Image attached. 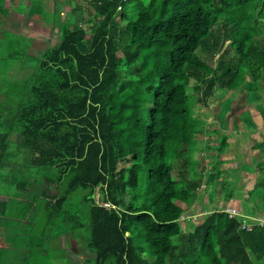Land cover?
Wrapping results in <instances>:
<instances>
[{
    "label": "trees",
    "instance_id": "16d2710c",
    "mask_svg": "<svg viewBox=\"0 0 264 264\" xmlns=\"http://www.w3.org/2000/svg\"><path fill=\"white\" fill-rule=\"evenodd\" d=\"M85 1L56 0L62 39L43 50L9 40L0 16V167L13 184L0 264H71L66 235L84 264H264V146L251 165L221 158L226 123L202 137L214 127L200 116L233 90L256 92L264 114V0ZM244 166L259 176L242 201L260 214L217 206L182 222L206 193L243 190Z\"/></svg>",
    "mask_w": 264,
    "mask_h": 264
},
{
    "label": "rangeland",
    "instance_id": "374dc122",
    "mask_svg": "<svg viewBox=\"0 0 264 264\" xmlns=\"http://www.w3.org/2000/svg\"><path fill=\"white\" fill-rule=\"evenodd\" d=\"M78 5H76V8H81L83 10V7L87 5L85 0H75ZM75 8V9H76ZM89 11H92L91 7H87ZM52 14L53 12H48L47 17L44 18V20H38L39 23H44V28H39V30H42L43 34H40L37 32L35 36H40L41 39H43L44 43L41 44V50L46 48L47 45L50 47H57L59 42L62 39L61 35V29H57L56 26L53 24L52 20ZM97 15V13H95ZM21 17V16H20ZM33 19V18H32ZM30 20V19H29ZM29 20L27 22L22 23L20 21V26L16 25V28L6 25L7 28H13L16 31H11L15 34H11L8 36V39L11 41H16L18 45L20 46V43L24 42L22 39H20L18 36H26L25 34H29L28 31V25ZM85 25V24H83ZM38 29V28H37ZM20 32V33H18ZM24 33V34H22ZM23 38V37H21ZM91 39V36H89ZM6 40V39H5ZM4 40V42H5ZM7 61H12V59H8ZM3 66V70H6L7 67L5 66V63H1ZM5 66V67H4ZM227 92L225 91H219L218 95H215L211 99V104L207 108H203V110L200 111V116L203 120L207 122V126H212L214 129H207L205 134H202L203 137H213L218 138L220 137V130L215 131L220 126V118H222L223 122H225V126L222 128L221 132L224 134H227L228 141L231 143L229 147L226 148L225 152L222 154L221 158H235L237 155V158L239 157L240 160L238 163L243 162L245 165H251V163H255L253 161V157H261V153L259 151V148L264 146V114H263V100L259 99L257 96V93H252L248 90H245L241 93H239L236 90L231 91L229 94L225 95ZM217 94V93H216ZM225 96V97H224ZM251 96V97H250ZM217 97V98H216ZM224 97V98H223ZM253 97V99H252ZM230 102L231 108H230ZM223 109V112L220 117L219 111L221 108ZM230 108L229 113L228 110ZM249 113V115L247 114ZM199 114V113H198ZM251 118H250V117ZM252 119V121H251ZM213 130V131H212ZM257 139V143L255 145V148L252 144V140ZM213 145H208V148L211 150H208L213 153L212 156H209L208 162H213L215 160H219L220 158L215 156V150H213ZM258 147V148H256ZM237 163V164H238ZM128 163L124 162L121 164V166H127ZM230 166L229 163H225V167ZM4 169L0 167V198L10 195L13 192V184L12 183H6L1 178V175H3ZM237 173L242 175L244 177L243 182L245 183V186L243 190H240V188L235 187L232 191L233 194H228L224 192L223 194L220 193H214V192H208L206 195H204L202 198L200 197V200L202 202V210L200 216L196 218V220H201L203 216L206 214V210H211L216 208L217 206H224L227 207L228 205H231V207H235L236 209L241 211V207L243 209H247L249 212H252L251 214H260V211L257 210L255 212L253 209L250 208L251 204L246 203L245 201H242L243 199L248 198V190L254 186L256 178L259 176V172L257 169L253 168L252 166H244L242 167V170L238 168ZM205 188L203 187L200 189V191H204ZM232 197V198H231ZM180 204L186 206V202L178 201ZM200 201H197L192 207V209H195L197 205H199ZM261 205V204H259ZM206 209V210H205ZM191 214L192 212L189 211ZM193 212H197V210H193ZM204 213V214H203ZM188 214V213H185ZM200 222V221H199ZM183 229H189L186 222L182 224ZM9 237H7L2 229L0 228V243L8 242ZM63 246L67 249L69 258L73 261H77L78 264H84L85 262V256L82 252H80L79 249L72 246V242L69 235L64 236L63 238ZM42 240L39 239V245H41ZM71 264H76L75 262Z\"/></svg>",
    "mask_w": 264,
    "mask_h": 264
},
{
    "label": "crops",
    "instance_id": "0c3cea01",
    "mask_svg": "<svg viewBox=\"0 0 264 264\" xmlns=\"http://www.w3.org/2000/svg\"><path fill=\"white\" fill-rule=\"evenodd\" d=\"M55 2L56 0H0V16L3 21L1 24V28L6 32L16 31L13 28H10V29L7 28L6 25H10L16 28V25L20 26V21L24 23L30 19L29 20L30 25H28L29 34H25V35L30 38L36 39L40 44H42L44 43L43 39H41L40 36H35V34L37 32H39L40 34H43L42 30H39V28H44V23H39V21H37L36 19L42 21L44 20L46 16L43 15V16L30 17L28 15V12L33 7V5L41 4L44 7L43 8L44 13L53 12V11L55 12V10L57 9L58 11H60V15L62 16V19L64 20L65 14L61 11L65 12L68 9L60 4H58L59 6L56 7L57 4H55ZM72 3H73L72 5L76 8V5H78V3H76L75 0H72ZM75 8H74V11L81 10V8H76V9ZM1 9H8L9 13L6 16V18H4V16L2 15ZM193 210L196 211V209L190 208L188 209L186 213H190L189 211L193 212Z\"/></svg>",
    "mask_w": 264,
    "mask_h": 264
},
{
    "label": "built area",
    "instance_id": "2783aa9c",
    "mask_svg": "<svg viewBox=\"0 0 264 264\" xmlns=\"http://www.w3.org/2000/svg\"><path fill=\"white\" fill-rule=\"evenodd\" d=\"M103 205H105L108 208L114 207V205H112L110 202H103ZM227 212L230 213V216H236V215H240V211L238 209H236L235 207H230L228 209H226ZM206 214L208 213V211L205 212ZM204 214V213H203ZM201 214H197L195 212L188 213L182 216V222L187 220V219H196L198 216H200ZM255 219H258V221H260L261 224H264V216H260L257 217ZM243 227L247 228V229H251L252 228V224L248 223V222H244Z\"/></svg>",
    "mask_w": 264,
    "mask_h": 264
}]
</instances>
